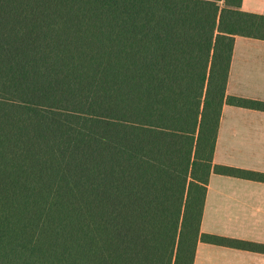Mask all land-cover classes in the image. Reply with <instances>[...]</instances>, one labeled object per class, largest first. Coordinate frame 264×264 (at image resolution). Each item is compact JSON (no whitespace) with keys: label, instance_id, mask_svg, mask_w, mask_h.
Segmentation results:
<instances>
[{"label":"trees","instance_id":"obj_1","mask_svg":"<svg viewBox=\"0 0 264 264\" xmlns=\"http://www.w3.org/2000/svg\"><path fill=\"white\" fill-rule=\"evenodd\" d=\"M243 0H0V264H194Z\"/></svg>","mask_w":264,"mask_h":264},{"label":"crops","instance_id":"obj_2","mask_svg":"<svg viewBox=\"0 0 264 264\" xmlns=\"http://www.w3.org/2000/svg\"><path fill=\"white\" fill-rule=\"evenodd\" d=\"M242 9L264 14V0ZM227 94L264 100V40L235 37ZM214 162L264 172V111L223 105ZM201 230L264 243V182L212 172ZM194 264H264V253L199 241Z\"/></svg>","mask_w":264,"mask_h":264}]
</instances>
